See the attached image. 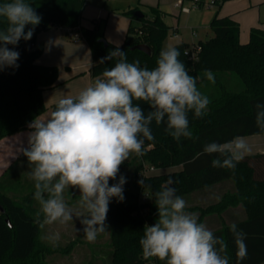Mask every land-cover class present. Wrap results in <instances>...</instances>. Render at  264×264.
Returning <instances> with one entry per match:
<instances>
[{"label":"trees","instance_id":"16d2710c","mask_svg":"<svg viewBox=\"0 0 264 264\" xmlns=\"http://www.w3.org/2000/svg\"><path fill=\"white\" fill-rule=\"evenodd\" d=\"M87 1L27 0L42 19L34 28L32 38L28 41L21 39L14 48L20 53L19 67L0 71V141L30 130L28 125L45 112L44 92L59 86L57 67L37 63L43 53L42 47L36 48L37 37L42 31L80 27L90 48V72L95 77L105 68L115 65L116 58L99 63L115 48L126 53L128 62L139 60L142 67H155L171 30L159 9L152 8L150 15L141 12L142 18L136 16L140 12L138 8L122 11L120 14L131 24L123 44L116 46L106 41V22L103 20H93L91 29L82 26ZM227 1L231 0L209 3L200 0V8L207 4L219 6ZM6 2L10 0H0V4ZM134 20H138V24L134 25ZM263 25L264 16L261 25L251 29L249 41L243 44L239 23L231 16L216 15L211 21L213 37L197 45L179 43L173 46L179 50V59L189 74L197 78L198 89L209 98L210 103L203 117L196 118L189 113L191 138L176 140L165 130V124L157 125L153 121L151 129L155 139L145 141V154L142 157L133 154L121 165L120 174L127 179L125 200L117 202L113 198L106 221L112 248L105 253L112 264H147L142 258L139 239L145 224L155 223L157 209L152 199L140 201L142 190L150 194L148 189L138 184L144 160L160 169L181 167L180 171L144 178L145 184L151 185L152 192L159 191L171 178L174 181L172 187L181 197L199 193H204L206 197L209 195L210 203L187 209L197 213L200 222L206 223L218 216L227 220L229 211H238L240 214H234V221H224L221 227L210 229L224 238L230 264H264V153L246 155L235 169L213 167L211 161L215 156L203 153L204 145L212 141L224 143L237 136L264 134L256 125V105L264 104ZM6 27V20L0 18V28ZM31 27L26 26L25 32ZM142 44L150 47L151 55L133 50V47ZM9 48L13 46L9 45ZM205 70L212 71L215 83L207 80ZM138 103L142 104L145 112L148 111L146 104ZM29 171L27 158L21 154L0 176V264H36L37 254L45 251L67 252L70 249H55L43 242V226L37 219L39 205L34 199V182L29 179ZM115 182L110 181V184ZM65 198L79 197L66 192ZM233 223L246 234L247 256L242 260L236 255L237 247L229 230ZM126 227L135 233L129 235ZM132 240L138 244L137 247L127 246H131ZM37 264H45V261ZM158 264L163 262L158 261Z\"/></svg>","mask_w":264,"mask_h":264},{"label":"clouds","instance_id":"9594fccd","mask_svg":"<svg viewBox=\"0 0 264 264\" xmlns=\"http://www.w3.org/2000/svg\"><path fill=\"white\" fill-rule=\"evenodd\" d=\"M0 18L7 22L6 28H0V71L18 68L20 53L14 48L21 39L32 38L42 18L27 0L0 4ZM28 25L32 27L25 32ZM179 56L177 48H163L155 67L149 69L139 60L128 62L126 53L115 48L99 61L104 64L116 58L113 67L105 68L75 97L60 98L48 115H39L28 125L27 146L17 152L28 161L41 226L75 224L78 220L81 227L77 232H82L87 242H95L109 229L106 221L113 198L125 200L127 179L120 174V167L133 154H145V141L155 139L153 121L165 124L176 140L193 136L189 113L203 117L210 100L198 89L197 78L189 74ZM204 75L215 83L211 70H205ZM138 102L146 104L148 111ZM256 109V125L264 131V104L258 103ZM250 151L242 136L203 147V153L215 156L213 167L227 169H235ZM138 184L149 190L145 195L157 209L155 223L145 224L139 239L145 259L163 264H230L224 238L200 222L197 213L187 211V202L176 194L171 178L155 192L144 178ZM66 192L79 197L75 207L65 199ZM229 230L237 257L246 258V234L235 223ZM44 239L55 244L59 232Z\"/></svg>","mask_w":264,"mask_h":264},{"label":"crops","instance_id":"0c3cea01","mask_svg":"<svg viewBox=\"0 0 264 264\" xmlns=\"http://www.w3.org/2000/svg\"><path fill=\"white\" fill-rule=\"evenodd\" d=\"M143 1V0H138ZM160 2H163V0H158ZM90 2L89 0L87 1ZM173 8L170 11L171 16L181 17L182 15L189 16L192 14L193 10L188 13H176L174 14L172 11L173 9H179L178 4L181 2L184 3L186 6L191 7V1L189 0H173ZM189 3V5H187ZM88 5V4H87ZM85 7L83 12V20H82V26L85 28H93L94 24L92 23L93 20H103L104 16H107L108 18V26L106 24L104 36L107 42L114 44L116 46H121L125 40V37L127 35L128 28L131 24V21L126 18L125 16L121 15L120 13L122 11L112 12L109 13L108 10H106L105 7L102 9H98L96 7L88 5V7ZM89 7L91 9H89ZM131 8V7H129ZM204 8V7H203ZM202 9V8H197ZM126 10V9H125ZM124 11V10H123ZM164 14V20L168 26L171 27V30L173 29L174 33L176 30L167 23V16L169 15L167 12L164 11V9L160 10ZM96 12V14H94ZM209 19L213 18L217 15L218 17H229L231 16L236 22L240 25V41L243 44H246L250 39V32L252 28L259 27L261 25V21L264 16V0H231L222 3L221 5H211L210 9L208 10ZM172 13V14H171ZM84 17H92L89 21V19ZM208 19V20H209ZM201 23H203L201 21ZM201 28V27H200ZM199 26L196 28H193V36L200 38L202 37L203 40L199 39L196 44L193 43L192 45H197L200 41H205L212 37V29L211 28H201L200 31ZM264 29V25L262 26ZM200 33V34H199ZM214 36V33H213ZM66 35H65V28L57 27L52 28L47 31H42L38 37L36 42V48H39V46L42 44L44 45V54L43 57H41L39 60H37V63L42 66H50V67H60L61 69L66 67L68 71L66 72V77L64 82L59 83V86L50 90H46L44 92V102L52 101L54 104L51 108V111L53 110V107L55 106L56 102L58 100V97L61 96V92L64 90L65 92L69 93L71 96L75 97L78 95L79 91H81L83 88L91 84L95 80V76L92 75L90 72L92 67V57L91 52L88 44L85 42H77L76 44L79 45H72L65 41ZM68 39V38H67ZM183 43V42H182ZM185 43V42H184ZM179 44V43H178ZM176 45V44H175ZM79 78V79H78ZM72 81V82H71ZM69 82V83H68ZM67 84L63 86V89H59L62 85ZM73 93V94H71ZM42 116V115H41ZM19 132L12 136H8L0 141V148L3 152L0 157V176L8 169L10 165H12L19 157L20 153L17 152V149H19L21 146L26 147L27 146V133L29 132ZM7 152H15V153H7ZM11 154V155H10ZM8 161L3 164L6 160ZM11 157V158H10ZM3 164V165H1ZM2 166V167H1ZM1 168H4L3 171H1ZM181 167L173 168L171 172L173 171H180ZM168 172V171H162L161 173ZM211 192L217 193L216 190H212ZM209 195L201 194L198 195H191V196H185L183 197L187 202V209L190 207H196V206H204L207 203H210ZM188 211V210H187ZM234 214H240L238 211H229L227 213V220L216 217V218H210L205 224L209 227H221V225L226 222H232L235 220Z\"/></svg>","mask_w":264,"mask_h":264},{"label":"rangeland","instance_id":"374dc122","mask_svg":"<svg viewBox=\"0 0 264 264\" xmlns=\"http://www.w3.org/2000/svg\"><path fill=\"white\" fill-rule=\"evenodd\" d=\"M90 2L87 4L93 7H96L98 9H102L103 7L106 8V10L109 11V13L117 12V11H123L125 9H128L129 7L131 8H138L140 12L143 14H148L150 15L152 12V8L155 9H164V11H168L167 13L169 14L167 16V23L171 25L176 32L174 33L173 29L170 30L168 39L165 43V47H173L175 44L178 43H186L189 46H192L193 43L196 44V42L201 39L203 40V36L200 38L194 37L192 32L193 28H196L199 26L202 29L205 27L211 28V21L212 17L209 19V12L208 10L210 9L211 5H206L202 9H194L192 14L189 16L182 15L180 18L176 16H171L170 11L173 8V0H163V2H160L158 0H143V1H138V0H89ZM207 3L211 2V0H205ZM87 5V7H88ZM189 5V3H187ZM89 9H91L89 7ZM174 14L177 12L179 13V9H173L172 11ZM96 14V12L94 13ZM172 14V13H171ZM92 20V17H84ZM209 19V20H208ZM103 21L106 22L108 26V18L107 16L103 17ZM201 21L203 23H201ZM134 25L138 24V20L133 21ZM200 28V31L202 30ZM200 34V33H199ZM212 37H213V31L211 32ZM65 41L68 42L69 44L72 45H79L76 44L77 42H73L67 38H65ZM85 44V41H83ZM86 45V44H85ZM44 48V45H40L39 48ZM44 51L42 55L39 57H43ZM38 59V60H39ZM58 69V80L59 82H64L65 77H66V72L68 69L66 67L60 68L57 67ZM79 79V78H78ZM72 82V81H71ZM69 83V82H68ZM67 84L62 85L59 87V89H63L62 87ZM73 94V93H71ZM63 96H71L69 93L65 92L64 90L61 92V96L58 97L55 100H59ZM54 104L52 101H48L47 103L45 102V112L43 113L42 116H46L51 112V107ZM246 139V142L249 144L251 151L247 153L246 155H251V154H256V153H264V134L263 135H257V136H250V137H244ZM3 152L1 151L0 148V155ZM7 153H15V152H7ZM11 155V154H10ZM2 158V157H0ZM11 158V157H10ZM9 159L8 157L6 158L5 164ZM1 164V165H3ZM2 167V166H1ZM176 168V167H175ZM153 169V170H152ZM173 168L169 169H160L156 168L154 165H152L150 162L144 160L143 163V170L141 174L139 175L140 179L141 178H147L152 175H157L160 174L162 171H168L164 173H172ZM4 168H1V171H3ZM145 192V193H144ZM142 195L140 197V201H149V199L146 195L147 191L142 190ZM78 195V193H76ZM146 194V195H145ZM67 202L70 204V206L75 207L76 206V201L77 199H70V198H65ZM10 221V220H9ZM81 225L79 224V221H75V224L70 222L67 225H59V224H53V225H44L43 226V232L41 234L43 242L48 245L49 247H55V249H68L67 252H42L41 254H37V259H36V264L40 261H45V264H112L107 255L106 251L112 248V238H111V233H110V228L108 231L100 234L95 242L89 243L85 240L83 233L82 232H77L76 228H80ZM127 232L133 235L135 232H131L130 227H126ZM54 232H59L60 239L55 243L52 244L48 240L44 239L46 235L49 233H54ZM133 237V236H132ZM131 246L127 245L128 247H137V243L131 241ZM71 245H73L71 247ZM142 258L144 259L145 263L147 264H158V260L156 259H145L143 256Z\"/></svg>","mask_w":264,"mask_h":264},{"label":"built area","instance_id":"2783aa9c","mask_svg":"<svg viewBox=\"0 0 264 264\" xmlns=\"http://www.w3.org/2000/svg\"><path fill=\"white\" fill-rule=\"evenodd\" d=\"M211 2H213V0H211ZM191 4H192L191 7L184 5V3H182V2L180 4H178L179 13L188 14V13H190L192 11V9L199 8L200 7V0H192L191 1ZM65 35H66V37L69 40H71L73 42H81V41H84L83 34L81 32V28L80 27H76V28H65Z\"/></svg>","mask_w":264,"mask_h":264},{"label":"water","instance_id":"95a60500","mask_svg":"<svg viewBox=\"0 0 264 264\" xmlns=\"http://www.w3.org/2000/svg\"><path fill=\"white\" fill-rule=\"evenodd\" d=\"M140 13L141 12L137 13L136 16L139 17V18H142L143 15H142V13L141 14ZM105 44H106V42H105ZM135 49L136 50H139V51H141V52H143V53H145L147 55H151L152 54V51H151L150 47L147 46V45H145V44H142V45H138L136 47H133V50H135ZM8 223H10V222L8 221Z\"/></svg>","mask_w":264,"mask_h":264}]
</instances>
